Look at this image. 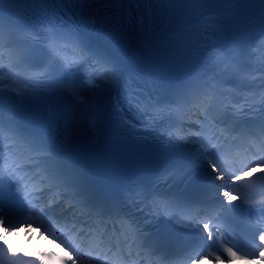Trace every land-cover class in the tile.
<instances>
[{
	"label": "snow or ice",
	"instance_id": "obj_1",
	"mask_svg": "<svg viewBox=\"0 0 264 264\" xmlns=\"http://www.w3.org/2000/svg\"><path fill=\"white\" fill-rule=\"evenodd\" d=\"M140 4L147 10L149 27L154 21L160 25L158 38L146 43L143 48L144 55L160 61L154 68L157 76L166 75L169 67H176L191 56L197 59L192 80L171 102L147 96L140 99L136 94L138 90L131 88L127 74L86 50L75 35L62 33L44 24L37 29L36 25L29 26L12 18L13 11L36 10L44 6V0H0V38L6 27L5 5L16 6L15 9H7L9 32L30 30L33 35L44 37L42 42H33L27 51L0 52V176L6 175L14 182L16 192L27 204L25 214L15 223L8 224L0 218V264H29L26 257L40 261L53 258L52 250H44L41 255V250H28L26 244L9 243L8 238L14 233L24 235L21 226L27 230L38 225L37 230L45 229L54 242L58 241V250L54 255L59 264H111L113 250L120 248L123 252L122 246L128 243L127 239L113 235L122 229L124 237L135 236L142 240L144 243L140 247L149 241L130 219H120L121 227L117 228V219L121 215L115 208L106 210L85 206L71 189L54 178L49 166L44 163L45 158L53 157L54 153L43 149L35 141L22 138L11 129L15 104L4 97L5 90L21 99L38 100L37 107L55 117L49 94L58 87L79 106L81 118L91 133L89 142L94 144L98 139L97 100L82 94L75 74H82L89 85L103 81L119 88L122 94L127 95L130 109L135 111L134 105H143V111L137 113L139 116L148 114L149 109L172 111L168 106L172 103L180 106L195 103L202 109L203 119L197 134L182 138L169 132L168 140L181 142L183 139V143L199 146L208 167L220 182L219 195L224 203L243 207L246 211L245 223L257 232L254 240H241L221 221L219 210L182 209L166 200L152 198L147 201L152 214L168 216L185 228L199 227L204 234L203 243L196 245L194 251L167 257L173 260V264H236V261L255 264L257 259L264 264V0H228L226 3L215 0H140ZM253 33L259 39L258 44L253 39ZM225 37H240L245 44L243 55L248 60L255 56L250 52L255 46L260 53L259 59L253 64H237L239 55H233L237 52L236 47L229 51L220 43ZM13 43L9 40L8 47ZM41 43L48 49L49 56L41 66L34 67L29 56L32 49ZM2 47L4 45L0 44ZM209 49H219L224 59L231 56L230 63L237 64L238 71L245 73L236 82L235 90H222L224 83L234 81L219 80L215 75L208 80L203 79L207 65L200 67V60ZM5 55L9 60L8 74L3 71ZM32 68H42L43 71L29 74L28 69ZM12 69L20 71L12 72ZM65 70L67 77L61 75ZM252 73H259V76L249 79ZM242 89H247L250 95H245V104L241 108L257 118L251 125L245 124L242 119L245 111L225 103V100L236 99V93ZM6 119L9 121L7 125ZM60 126L67 141L71 137L68 120H60ZM169 127H175V124L170 123ZM5 141L8 143L5 144ZM54 189L59 191L54 192ZM128 199L144 203L143 194L139 191L129 194ZM58 204H62L63 209L71 208V218L67 214L58 219L52 214L53 207ZM83 208L88 211L82 212ZM77 212L82 214L78 216ZM82 216L89 219H82ZM93 217L111 220V231L107 224L101 229L92 223ZM30 238V235L24 236L25 240ZM152 247L154 251L159 250L154 242Z\"/></svg>",
	"mask_w": 264,
	"mask_h": 264
},
{
	"label": "bare ground",
	"instance_id": "obj_2",
	"mask_svg": "<svg viewBox=\"0 0 264 264\" xmlns=\"http://www.w3.org/2000/svg\"><path fill=\"white\" fill-rule=\"evenodd\" d=\"M72 35H75V34H72ZM253 39L255 40L256 44L259 43V39L255 38L254 33H253ZM234 40H235V37H231V38L225 37L224 39L221 40L220 43L222 46L226 47V50L230 51L235 46ZM250 50H252V51L258 53V55H260V53L257 51L255 46H253L252 49H250ZM198 54H200V53H198ZM233 55H237V52H234ZM230 61H231V56L228 59H224V54L220 53L219 49H209L207 52H204L203 56L200 60V67H204V65L206 64L207 65V72H206V74H204L203 79L208 80L213 75H215L219 79L224 74L226 68L235 67L236 64L230 63ZM149 63L159 64L160 61L154 60V59L146 56L143 59L132 62L129 66L126 67L125 70L130 71L134 68L140 69L141 67H143ZM196 64H197V59H196V56H194L192 61L190 62L192 72H193L194 68L196 67ZM257 74H259V73H257ZM215 82L216 81H212V83H215ZM109 86H110L109 84H105V87H109ZM6 91L7 90H5V92ZM88 97H94V96L90 95ZM189 146H191V147H193V149H195L196 144H189ZM52 159L53 158H51V157L45 158L44 163L50 167V161ZM213 180L215 182L213 200L216 203V205H219V204L224 202L223 197L219 195L221 185H220V182L216 180L215 176H214ZM255 264H259V259H257L255 261Z\"/></svg>",
	"mask_w": 264,
	"mask_h": 264
},
{
	"label": "clouds",
	"instance_id": "obj_3",
	"mask_svg": "<svg viewBox=\"0 0 264 264\" xmlns=\"http://www.w3.org/2000/svg\"><path fill=\"white\" fill-rule=\"evenodd\" d=\"M38 229V225L35 227H29L27 230L21 226V231H23L24 235H21L20 232H16L11 235L8 240L9 243L13 245L24 246L28 245V250L38 249L41 250V255L44 254V250H52L53 258L40 261L36 260L33 257H26L25 259L29 262V264H59V261L55 258V252L58 250L56 245L59 243L58 241H53L51 236L47 233L45 229ZM31 236L32 238L25 240L24 236ZM54 246V247H53ZM236 264H245L242 261H236ZM261 264V261H259Z\"/></svg>",
	"mask_w": 264,
	"mask_h": 264
}]
</instances>
